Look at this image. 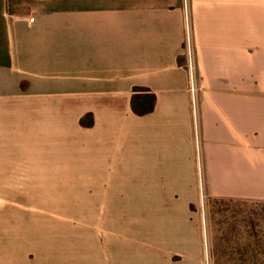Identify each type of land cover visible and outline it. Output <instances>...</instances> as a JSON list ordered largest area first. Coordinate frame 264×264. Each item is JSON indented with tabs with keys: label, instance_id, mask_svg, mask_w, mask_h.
I'll return each mask as SVG.
<instances>
[{
	"label": "crops",
	"instance_id": "obj_1",
	"mask_svg": "<svg viewBox=\"0 0 264 264\" xmlns=\"http://www.w3.org/2000/svg\"><path fill=\"white\" fill-rule=\"evenodd\" d=\"M136 88L152 112H134ZM111 178L186 201L152 257L119 264H205L192 205L264 203V0H0V212L26 209L12 196L34 181L93 196Z\"/></svg>",
	"mask_w": 264,
	"mask_h": 264
},
{
	"label": "rangeland",
	"instance_id": "obj_2",
	"mask_svg": "<svg viewBox=\"0 0 264 264\" xmlns=\"http://www.w3.org/2000/svg\"><path fill=\"white\" fill-rule=\"evenodd\" d=\"M105 181L92 184L93 196L79 186L68 191L67 180L62 179L34 181L24 195H13L26 209L13 205L7 220L0 212V235L6 230L12 237L11 243L1 242L2 256H9L12 264H20L26 254V264H42V256L52 264H85L88 249V264H107L106 252L119 264L125 258L152 257L155 250L149 244L164 235L162 224L186 219L185 196L139 191L133 178H111L107 188ZM55 184H62L61 191L55 190ZM166 203L178 209L171 211ZM191 208L204 221L205 264H264L263 202L203 196L199 210ZM98 223L113 234L100 239ZM87 233L93 236L89 242ZM112 237L126 243L106 248L104 241Z\"/></svg>",
	"mask_w": 264,
	"mask_h": 264
},
{
	"label": "trees",
	"instance_id": "obj_3",
	"mask_svg": "<svg viewBox=\"0 0 264 264\" xmlns=\"http://www.w3.org/2000/svg\"><path fill=\"white\" fill-rule=\"evenodd\" d=\"M136 94L134 95L132 99V107L135 113L138 115H146L147 113H150L155 108L156 103V96L154 94H142L144 92H148L147 89H135ZM140 92V93H139ZM82 125H91L92 122H87L85 118L81 120Z\"/></svg>",
	"mask_w": 264,
	"mask_h": 264
},
{
	"label": "built area",
	"instance_id": "obj_4",
	"mask_svg": "<svg viewBox=\"0 0 264 264\" xmlns=\"http://www.w3.org/2000/svg\"><path fill=\"white\" fill-rule=\"evenodd\" d=\"M31 21H34V19L32 18Z\"/></svg>",
	"mask_w": 264,
	"mask_h": 264
}]
</instances>
